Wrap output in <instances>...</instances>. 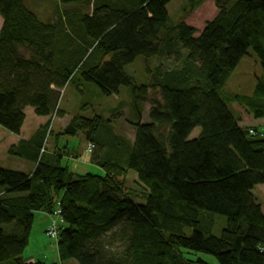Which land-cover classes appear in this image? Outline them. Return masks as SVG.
Masks as SVG:
<instances>
[{
    "label": "trees",
    "instance_id": "16d2710c",
    "mask_svg": "<svg viewBox=\"0 0 264 264\" xmlns=\"http://www.w3.org/2000/svg\"><path fill=\"white\" fill-rule=\"evenodd\" d=\"M41 1L56 3L54 22H41L25 0H0V127L19 136L27 108L48 118L7 152L32 172L0 168V264H45L22 255L34 215L53 212L60 263L207 264L186 258L202 254L264 264V214L252 193L264 185V133L240 126L264 122V79L250 97L226 96L239 119L221 97L250 49L264 72V0H213L217 15L197 37L186 20L207 0H185L176 20L166 9L173 0ZM138 59L157 63L144 84L125 72ZM79 75L105 98L129 90L131 144L103 116H76L52 133V119L64 116L61 92ZM150 93L160 100L150 101L144 124ZM80 134L102 175L75 174L61 155L46 156L48 136ZM130 172L139 196L122 183ZM215 216L225 219L219 236L210 232Z\"/></svg>",
    "mask_w": 264,
    "mask_h": 264
},
{
    "label": "rangeland",
    "instance_id": "374dc122",
    "mask_svg": "<svg viewBox=\"0 0 264 264\" xmlns=\"http://www.w3.org/2000/svg\"><path fill=\"white\" fill-rule=\"evenodd\" d=\"M185 4V0H173L167 5V12L172 20H176L180 17L182 6ZM25 6L32 11L41 22H54L56 3L41 0H25ZM63 10V8H61ZM217 15V10L213 0H207L202 4L194 13L189 15L186 20V24L197 31L196 37L202 32L207 22H210ZM2 26V20L0 18V29ZM163 68H172V64L169 62H162ZM157 63L151 62L148 64L149 69H154ZM146 64L142 59L136 60L135 63L128 66L125 69L127 75L132 77L137 84H144L147 80ZM264 79V72L260 67L259 60L255 53L250 49L247 55L240 61L235 71L232 73L227 83L221 91V97L226 103L229 111L233 115L234 119H239V113L234 107L226 101V96L237 95L242 97H250L253 93L256 80ZM160 97L156 93L149 94V103L145 104L142 109L141 122L149 123L148 111L151 107L150 101H159ZM131 97L128 89L122 88L118 96H112L110 98L102 97L98 89L94 85L86 84L82 77L77 76L74 81L68 84L61 92V98L59 101V107L64 112L63 119H52L50 128L57 134L61 133L63 129L69 124L72 118L80 116L86 119H91L94 116H103L104 119H111L110 125L113 127V134L121 137L126 143H130L134 139L135 130L130 123H134L135 119L132 118L130 111ZM30 111L27 114L24 121L23 136L27 137L38 128L45 125L48 120H40L35 116L31 108H27ZM111 109H117L113 116L110 115ZM130 122V123H129ZM250 128L256 129L261 133H264V122L261 123H247ZM57 132V133H56ZM200 135V130L195 129L189 137V140L196 139ZM12 137V138H11ZM16 136L8 133L0 127V168L4 170L20 172L25 170L26 167L30 168L33 163L27 161H20L17 158L10 157L8 155L7 146L12 142ZM55 143L53 136L46 138L47 157L61 155V166L67 167L75 174H91L102 175V170L89 162L91 153L86 150L87 142L83 136L78 135L76 137H65ZM105 140V141H104ZM101 142L102 150L107 153L111 151L113 138L104 139ZM67 147V149H64ZM61 151V152H60ZM59 152V153H58ZM19 161V162H18ZM20 163L25 165V168L20 166ZM125 189L130 192H135L139 196L140 186L137 184L136 175L132 172L128 173L122 181ZM254 197L262 207L264 214V185L256 186L252 191ZM49 216V215H48ZM58 219L48 217V224L43 231L41 223L35 219L27 248L23 252V259L30 261H41L45 264H76L74 261H68L66 263H60L57 253V242L59 233ZM225 227V219L215 216L214 224L210 230L214 236H219L221 230ZM54 233L56 234L54 236ZM187 236L191 235L190 230H186ZM186 253V252H184ZM189 260L195 261L201 259L207 264H217L215 259L202 255V254H190L186 256Z\"/></svg>",
    "mask_w": 264,
    "mask_h": 264
},
{
    "label": "crops",
    "instance_id": "0c3cea01",
    "mask_svg": "<svg viewBox=\"0 0 264 264\" xmlns=\"http://www.w3.org/2000/svg\"><path fill=\"white\" fill-rule=\"evenodd\" d=\"M32 112H33V110H32ZM25 120H26V117H27V114H29L30 113V111H28V109H26L25 110ZM61 119H63V118H61ZM40 120H48V118H40ZM60 120V119H59ZM25 123V122H24ZM44 126V125H43ZM42 126V127H43ZM240 126L241 127H245V128H250L249 127V125H246V124H240ZM23 127H24V124H23V126H22V129H21V132H20V135L19 136H16L15 138H13V140H12V142L7 146V149L8 148H10L11 146H14V145H16V144H18V142L20 141V140H28V139H30V137L34 134V132L32 133V134H30L29 136H27V137H25V136H23ZM40 128V127H39ZM38 128V129H39ZM37 130H35V132H36ZM52 133H54V135H56L55 134V132L52 130ZM57 133V132H56ZM58 134H60L59 132L57 133V135ZM12 138V137H11ZM54 139H55V143L56 144H58V142L60 141V140H62L61 139V137H54ZM86 147H87V145H86ZM8 151V150H7ZM19 160V159H18ZM20 161H22V160H20ZM19 162V161H18ZM23 162V161H22ZM20 166H24L23 168H25V165L23 164V163H20ZM33 168H34V166H32V167H30V168H27L26 167V169L25 170H22V171H20V172H24V173H30V172H32V170H33ZM262 208V207H261ZM48 215L47 214H45V213H36L35 215H34V221H35V219L36 220H38L40 223H41V225H42V227H43V231H45V229H46V227H47V224H48ZM26 261H30V260H26Z\"/></svg>",
    "mask_w": 264,
    "mask_h": 264
},
{
    "label": "built area",
    "instance_id": "2783aa9c",
    "mask_svg": "<svg viewBox=\"0 0 264 264\" xmlns=\"http://www.w3.org/2000/svg\"><path fill=\"white\" fill-rule=\"evenodd\" d=\"M58 216V212H53L52 213V215H51V217L52 218H55V219H57L56 217ZM56 234L54 233V236H55Z\"/></svg>",
    "mask_w": 264,
    "mask_h": 264
}]
</instances>
